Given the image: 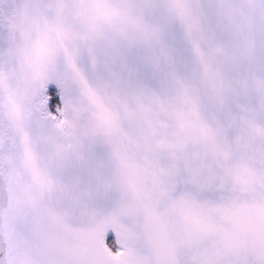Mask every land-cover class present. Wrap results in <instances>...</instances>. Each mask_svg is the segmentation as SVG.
<instances>
[{
  "label": "snow or ice",
  "instance_id": "6c2138e0",
  "mask_svg": "<svg viewBox=\"0 0 264 264\" xmlns=\"http://www.w3.org/2000/svg\"><path fill=\"white\" fill-rule=\"evenodd\" d=\"M0 264H264V0H0Z\"/></svg>",
  "mask_w": 264,
  "mask_h": 264
},
{
  "label": "trees",
  "instance_id": "16d2710c",
  "mask_svg": "<svg viewBox=\"0 0 264 264\" xmlns=\"http://www.w3.org/2000/svg\"><path fill=\"white\" fill-rule=\"evenodd\" d=\"M109 239H111V238H109Z\"/></svg>",
  "mask_w": 264,
  "mask_h": 264
},
{
  "label": "water",
  "instance_id": "95a60500",
  "mask_svg": "<svg viewBox=\"0 0 264 264\" xmlns=\"http://www.w3.org/2000/svg\"><path fill=\"white\" fill-rule=\"evenodd\" d=\"M109 238H111V237H109Z\"/></svg>",
  "mask_w": 264,
  "mask_h": 264
}]
</instances>
